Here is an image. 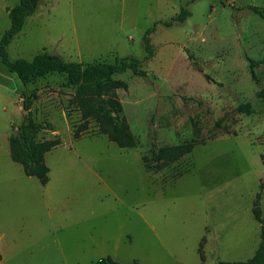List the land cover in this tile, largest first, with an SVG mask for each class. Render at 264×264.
<instances>
[{"label":"rangeland","instance_id":"374dc122","mask_svg":"<svg viewBox=\"0 0 264 264\" xmlns=\"http://www.w3.org/2000/svg\"><path fill=\"white\" fill-rule=\"evenodd\" d=\"M17 2L0 0V36ZM245 4L264 9V0H39L7 45L9 58L140 59L145 76L113 75L126 83L114 95L135 145L119 147L84 119L64 75L23 86L0 62V264H95L103 256L231 264L253 255L257 193L264 224V17ZM181 7L190 15L165 25ZM149 28L152 56L142 61ZM26 116L39 125L37 140H60L45 153V184L9 156L8 138ZM153 143L193 146L157 167Z\"/></svg>","mask_w":264,"mask_h":264},{"label":"trees","instance_id":"16d2710c","mask_svg":"<svg viewBox=\"0 0 264 264\" xmlns=\"http://www.w3.org/2000/svg\"><path fill=\"white\" fill-rule=\"evenodd\" d=\"M39 0H18L8 10L9 27L3 31L0 36V62L5 66L8 72L15 75L21 85L25 86L33 82L38 77L48 73H58L65 77L67 85L74 87V95L71 102L80 107L84 119L92 118L97 121L100 131L108 139L116 143L119 147H134L135 139L129 130V126L123 115L122 106L116 99L114 91L117 88H125L126 83L120 79L113 78L115 73H120L126 69L134 74L145 76V71L139 67L140 59L133 56L116 57L113 62L103 60H94L89 63L78 61H69L59 54L47 51H39L30 59L9 58L7 45L12 37L22 28L27 16L33 14L37 9ZM241 8L248 9L264 17V9L253 4H245ZM190 12L187 8L181 7L179 12L164 22L170 25L174 21L183 22ZM152 28L145 31L143 35L145 55L142 58L147 60L152 56V47L149 34ZM251 75L254 77L252 68L256 62L248 58ZM259 94L264 98V89ZM32 99L22 94V107L29 109ZM243 111L248 110L249 106H241ZM73 131L74 138L80 136L81 131L86 128L85 121ZM46 128H50L49 124ZM39 125L29 116H26L16 126L15 132L8 138V149L10 158L21 165L22 171L27 176L35 177L41 184L47 181L48 167L45 163V153L60 143L58 138L36 139V133ZM192 143H182L178 145L154 148L153 157L156 160V166L174 161L183 154L190 151ZM264 165V156L263 161ZM264 186V179L260 182V187ZM254 219L260 223L259 242L253 255L244 261H236L231 264H264V224L261 218L259 207V193L256 194L252 208ZM203 242V238L201 240ZM199 255L201 261L204 260L201 246H199ZM95 264H141L137 261L131 263H121L110 256H103L96 260Z\"/></svg>","mask_w":264,"mask_h":264}]
</instances>
